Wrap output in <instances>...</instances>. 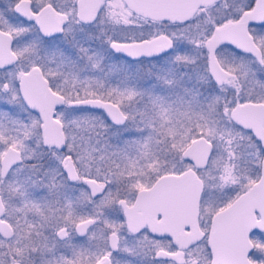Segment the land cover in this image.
I'll return each instance as SVG.
<instances>
[{
	"label": "snow or ice",
	"instance_id": "1",
	"mask_svg": "<svg viewBox=\"0 0 264 264\" xmlns=\"http://www.w3.org/2000/svg\"><path fill=\"white\" fill-rule=\"evenodd\" d=\"M0 264H264V0H0Z\"/></svg>",
	"mask_w": 264,
	"mask_h": 264
}]
</instances>
